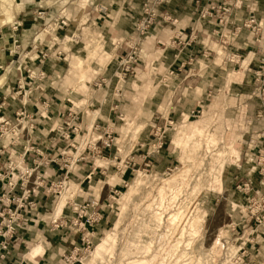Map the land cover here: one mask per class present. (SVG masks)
Returning a JSON list of instances; mask_svg holds the SVG:
<instances>
[{
  "label": "rangeland",
  "instance_id": "obj_1",
  "mask_svg": "<svg viewBox=\"0 0 264 264\" xmlns=\"http://www.w3.org/2000/svg\"><path fill=\"white\" fill-rule=\"evenodd\" d=\"M81 1L67 3V0H57L51 4V0H45L41 5L47 6L46 12L54 9L66 13L65 17L76 29L86 18L84 13L87 4L85 0ZM15 4H18V0L13 1ZM104 5L100 2L95 5V9L105 8ZM111 5L108 2V7ZM5 6L0 0V25L13 18L9 16L7 20L4 19L2 9ZM75 15H78L77 19H74ZM136 19L138 17L128 13L123 20L125 24L133 26ZM258 35L247 32L243 39L255 46V50H264V29ZM77 43V51L64 53L66 63L70 62L69 68L64 70L69 71L70 76L80 73L83 77L95 65L94 62L102 64L104 57L110 59L104 45H100L97 40L92 39V43H86V47L80 40ZM226 44L225 38L217 45L211 41L215 47V62L190 66L188 70V80L197 79L198 75L210 76L203 80L207 89L204 96L198 89L195 93L189 88L178 90V95L184 93L182 97L178 96L182 100L203 99V103H198L201 112L197 118L187 120V112L181 113V116L166 109V105L176 96H171V92L168 96L165 94V79L154 75L157 70L153 64L147 65L142 71L145 75L153 74V80L147 83L148 87L144 90L137 89L135 95L125 96L123 109L118 113L122 121L117 129H113L116 142L111 153H116L122 163L131 157L146 156V152L152 151L154 140L150 131L153 123H160L161 126L168 120L177 123L168 129L160 153L153 157L133 159L129 168L121 167L126 187L123 184L122 189L118 188L121 182L116 176H111L108 185L120 191V196L105 202L103 209L106 223L93 239L91 253L76 255L75 264H142L137 261H143V264H216L220 242L229 237L231 227H242L246 222L247 195L237 192L236 186L252 184L257 175L258 197L264 200V176L260 174L264 170V163L260 162L264 153L254 148L256 140H252L260 135L259 131L263 127L258 111L263 101L257 89L264 84V64L260 60L255 64L248 63L250 58L246 57L247 52L244 51L237 50L238 58H234ZM150 49L152 47H146L147 51ZM205 53L211 54V51ZM258 72L261 74L259 77L256 76ZM213 74L217 77L216 81L211 80ZM210 89L219 90L218 94H212ZM101 115L107 116L106 113ZM93 138L96 136L93 135ZM143 144V147H139ZM107 164L104 163V166ZM91 182H97V179ZM106 188L103 185V191ZM229 202L234 205L232 209H228ZM63 203L61 197L53 217L59 215V207ZM189 205L194 206V209L183 226L180 224L181 218L186 210L189 214ZM173 214L176 217H170ZM174 233L176 235L173 236ZM180 233L182 239L176 240ZM105 237L103 256L92 262L97 244ZM183 245H186L187 250L182 248ZM263 245L264 242L261 243L262 252ZM57 262L66 264L60 257Z\"/></svg>",
  "mask_w": 264,
  "mask_h": 264
},
{
  "label": "crops",
  "instance_id": "obj_2",
  "mask_svg": "<svg viewBox=\"0 0 264 264\" xmlns=\"http://www.w3.org/2000/svg\"><path fill=\"white\" fill-rule=\"evenodd\" d=\"M43 1L45 2V0H18V5L21 4L18 12L11 20L0 25V79L2 78L0 101L6 100L3 114L7 119L12 120L16 111L21 109L22 103L25 102L22 97L23 91H18L19 96L14 95V92L18 89L19 84L22 85L26 82V71L41 70L45 73L44 80L34 82L31 86L24 109L27 113H34L36 107L41 108L42 103L46 102L48 105L46 110L48 120L38 119L40 124L36 126L34 133L35 146L43 153H49L55 157L56 161L41 166L42 173L55 177L63 172L59 154L63 149H68L67 146L71 142L76 152L70 149V154L82 158L69 168V186L71 184L72 188L78 190V203L81 202L79 199L88 198L97 201L100 207L104 208L109 191L114 187L108 185L111 176L117 177L121 182L118 188L122 189L125 180L124 174L122 171L120 172L121 167L129 168L128 164H131L133 159L147 158L145 153L146 156L131 157L122 163L116 153H111V149L102 151L97 157L88 150H84L81 143L92 125H98L101 129H109L112 132H114L113 129L119 127L122 119L118 113L123 109L125 96L127 94L128 96L135 95L137 89L144 90L148 87L147 83L153 80V74L142 73L147 65L153 64L157 70L154 75L163 76L165 79V94L168 96L171 92V96L177 97L171 99V102L166 105V109L182 115L183 112L189 113L198 106V103H203V99L191 101L192 99L185 98L182 100L181 97L184 93H181V97L178 98L180 96L178 90L184 91L185 88H189L195 93L198 89L203 96L207 92L203 80L210 76L198 75L197 79L189 78L190 80L187 78L189 77L188 70L191 67L215 62V47L211 45V41L217 45L225 38L227 50L232 55L237 57V50L247 52L246 57L250 58L248 63L252 64L258 63L264 53L263 48H261L263 51L255 50V46L243 39L247 32H252L242 26L248 16V10L252 8L257 21L261 22V32L263 33V0L244 1L240 9L232 11L229 22L223 29L218 28L213 21L201 20L198 15V10L201 7L210 3L221 4L222 0H169L170 3L166 6L165 12L176 20L175 23L157 26L148 32L142 42L144 47L142 44L139 49L140 58L135 68V74L123 80L117 75L119 62L125 54L128 38L134 30L133 26L125 24L123 19L128 13L140 18V7L144 0H101V3H105L106 12L104 13L95 9V5L100 3L99 0H88L84 22L80 23L76 29L72 22H69L66 29L54 31L53 36L56 38V42L52 40V36L42 33L43 21L38 20L36 15L43 9L47 20L55 19L59 15V10L51 9L46 12L47 6L41 5ZM51 1L53 4L54 0ZM108 2L112 4L111 7H108ZM87 16L90 19L89 23ZM77 17L78 15H75L74 19ZM192 31L196 36L194 41L189 40ZM252 35L259 36L253 33ZM72 36L76 37L75 41H71ZM92 39L97 40L100 45H104L110 59L106 60L104 57L102 64L94 62L95 65L91 67L90 71L85 72L83 77L80 73L70 76L69 71L64 70L69 68L70 62L66 63V59L56 57L53 54L54 50L72 53L77 51V40H80L86 47L88 46L86 43L91 44ZM149 46L152 47L150 52L146 50V47ZM44 51L51 54L48 58L41 59L40 54ZM207 51H211V54L205 53ZM158 52H160L159 55ZM260 52L262 53L260 54ZM67 77H69L68 81H66ZM159 79L161 78L159 77ZM211 80H217L215 74ZM25 89H27L26 85L23 86V90ZM218 91L210 89L212 94L217 95ZM215 100L217 101V98ZM258 111L263 127L259 131L260 135L252 140H256L254 148L264 153V107L261 106ZM101 113H106L107 116L102 117ZM73 115L76 117L75 121L71 120ZM71 126H76L79 129L76 136L70 133ZM56 127L70 133L71 142L62 139L60 133L53 131ZM143 146L144 144L139 145V147ZM16 151H21V146L17 147ZM32 158H34L32 154L27 156L28 165H31ZM107 162L109 163L107 164ZM104 163L107 165L104 166ZM111 168L114 170L112 171ZM94 179H97V182H91ZM105 179L107 180L105 181ZM258 179L256 175L251 184V195L255 191H259ZM100 181L103 182L99 184ZM103 185L107 186L106 191H103ZM92 186L94 189H91ZM248 199L249 196L245 198V200ZM39 201L37 222L30 224L29 231H21L17 234L20 243L10 245L9 254L0 261V264H57L58 257L69 253L73 247L79 245L77 235L64 228L54 229L51 227L50 199L41 195ZM59 210L61 211V206ZM61 215L68 217L70 211L65 208ZM104 216L103 209L102 220L92 229L95 238L106 223ZM255 242L256 246L250 252L248 264H264V252L261 251L264 237L256 236ZM38 245L42 249L41 253L32 254ZM262 248L264 250V245Z\"/></svg>",
  "mask_w": 264,
  "mask_h": 264
},
{
  "label": "built area",
  "instance_id": "obj_3",
  "mask_svg": "<svg viewBox=\"0 0 264 264\" xmlns=\"http://www.w3.org/2000/svg\"><path fill=\"white\" fill-rule=\"evenodd\" d=\"M67 1L69 3L72 0ZM244 1L248 0H222L221 4L210 3L198 10L199 18L213 21L218 28L223 29L229 22L232 11L240 9ZM81 2H84V0ZM85 3L87 4L88 0H85ZM168 3L169 0L143 1L141 17L136 19L133 25V34L128 38L129 42L126 45L125 54L119 62L117 72L119 78L125 80L135 74V68L140 58V46L145 39V35L152 28L175 23L176 20L165 12ZM98 11L104 13L106 9L102 7ZM65 15L66 13H59L57 18L47 20L43 9L37 12V19L43 21L42 33L52 36V40L56 42V38L53 36L54 31L66 29L70 22ZM242 26L249 29L254 35L260 34L262 26L257 21L252 8L248 10V16ZM14 29H16V26H14ZM193 34L192 31L190 41L196 39ZM70 39L75 41L76 37L72 36ZM14 42L16 43V41ZM50 54L48 51H44L40 54V57L46 59ZM53 54L58 58L65 59L62 51L54 50ZM233 57L238 58L234 55ZM259 60L260 63L264 64V53H262ZM260 75V72L256 74L257 77ZM44 79L45 73L41 70L26 71V82L22 85L19 84L18 89L14 92V95L19 96L18 91H23L22 97L25 102L22 103L23 107L16 111L12 120L7 119L3 114L6 100L2 99L0 101V261L4 260L5 256L9 254L8 249L12 243L15 245L20 243L17 234L21 231H29L30 224L37 222L40 207L39 198L43 195L50 199L51 227L54 229L64 228L79 237V245L60 257L66 264H75L77 262L74 259L76 255H89L91 253L93 239L95 238L92 229L102 220L103 207H100L97 201L88 198H81L79 199L81 202L78 203V190H69V168L82 159L70 154V149L76 152L70 137V133L74 136L79 133L76 126L70 127V133L60 127L53 130L60 133L62 139L71 142L67 146L68 149H63L59 154L62 161L61 171L63 172L54 177V175H46L40 171L41 166L56 161L55 157L49 153H43L35 146L34 133L36 126L40 124L38 119L48 120L46 115L48 105L46 102L42 103L41 108L36 107L34 113H27L24 107L27 104L26 98L31 86L34 82ZM24 85L27 86L25 90H23ZM257 92L263 101L264 107V84L258 87ZM200 112L201 110L197 106L186 115V119L197 118ZM71 120H76L75 115L71 117ZM175 123L177 122L173 120L165 121L162 126L160 123H153L150 136L154 141L152 151L146 152L147 156H154L160 152L165 145L168 129L172 128ZM100 131L101 134H99ZM93 135L96 138H93ZM115 142L114 132L109 129H101L98 125H92L81 140L84 150H88L97 157L100 156L102 151L110 150ZM19 146H21V151H16ZM29 154L34 155L31 165H28L26 161ZM260 162L264 163V155L260 158ZM143 165L148 167V164L144 163ZM128 166L130 167L131 164H128ZM261 172L263 173L260 174L264 176V170ZM123 186L126 187V184ZM236 191L249 196L247 200L248 208L244 218L246 222L240 229L237 225L231 227L229 237L221 242L219 241L220 247L217 250L216 264H248L250 252L256 246V236L264 237V200L258 197V191L251 195L252 187L250 183L237 185ZM117 196H120V191L111 188L107 200L114 199ZM61 197L64 199L61 211L58 216L53 217L54 210L58 206L56 204ZM65 208L70 211L68 217H62L61 215L62 210ZM187 208L191 210L189 214L187 210L185 212L187 215L183 214L182 222H180L183 226L191 216L194 206L189 205ZM174 235L176 234L174 233ZM175 239H182V233L178 234ZM185 246L183 245L182 248L185 249Z\"/></svg>",
  "mask_w": 264,
  "mask_h": 264
},
{
  "label": "bare ground",
  "instance_id": "obj_4",
  "mask_svg": "<svg viewBox=\"0 0 264 264\" xmlns=\"http://www.w3.org/2000/svg\"><path fill=\"white\" fill-rule=\"evenodd\" d=\"M3 3H4V5H6L5 6V8L4 9H2V11H3V13H2V15L4 16V19L5 20H7L8 19V17L9 16H14L17 12H18V10L20 9V7H21V5H18V4H15L16 6H14L13 5V1L14 0H1ZM4 7V6H3ZM1 80H2V78H1ZM96 186V185H95ZM69 187H73L71 184H70V186ZM71 188H69V189H71ZM91 188V187H90ZM91 189H94V187L92 186V188ZM234 207V205H233V203H231V202H229L228 203V209H232ZM174 216H172V215H170V217H176V215L175 214H173ZM169 217V218H170ZM171 219V218H170ZM171 221V220H170ZM107 238L109 237V236H106ZM106 237H105V239H103L101 242H99L98 244H97V246H96V248H95V250H94V253H93V260H92V262L93 261H96L97 259H99V258H101L102 256H103V251L105 250V243H106ZM108 240V239H107ZM41 247H40V245H38L37 247H36V249L35 250H33L32 251V254H34V253H41ZM31 252V251H30ZM132 263V262H131ZM137 263H144L143 261H137ZM128 264V263H127ZM133 264H135V263H133Z\"/></svg>",
  "mask_w": 264,
  "mask_h": 264
}]
</instances>
